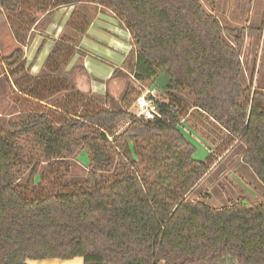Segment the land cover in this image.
I'll return each mask as SVG.
<instances>
[{"label":"trees","instance_id":"16d2710c","mask_svg":"<svg viewBox=\"0 0 264 264\" xmlns=\"http://www.w3.org/2000/svg\"><path fill=\"white\" fill-rule=\"evenodd\" d=\"M47 2L113 10L138 52L134 77L154 78L168 95L187 90L193 109L242 143V162L264 186V95L243 87L244 29L223 27L198 0H0V9L36 23L49 14ZM88 25L78 28L84 32ZM70 53L55 44L50 73L59 74ZM0 66L11 75L22 69V48L1 58ZM16 89L27 95L24 82ZM157 104L160 118L153 121L116 107L61 110L56 119L27 114L9 124L11 131L0 128V264L75 258L83 264H264V204L214 210L186 200L209 166L194 160L195 148L180 133L178 105ZM121 120L128 126L113 133ZM19 136L31 140L43 163L84 149L91 169L82 189L25 197L17 186ZM133 155L142 163L138 170L129 166ZM112 169L114 178L102 183L100 172ZM36 176L33 169L28 186Z\"/></svg>","mask_w":264,"mask_h":264},{"label":"rangeland","instance_id":"374dc122","mask_svg":"<svg viewBox=\"0 0 264 264\" xmlns=\"http://www.w3.org/2000/svg\"><path fill=\"white\" fill-rule=\"evenodd\" d=\"M198 1L223 27L244 29L241 49L243 87L249 88L250 92L263 91L264 94V0H214L213 7L203 0ZM46 4L44 10L49 14H45L40 21L38 17V24L24 20L12 26L18 41L26 43L25 36L30 32L28 40L32 42L39 36V48L47 43L48 50L43 64L34 75L30 74V65L17 69L12 75L7 71L15 89L16 83L24 82L27 85L28 97L12 90L3 75L4 68L0 66V76L3 75L0 77V128L5 133L10 130L9 124L20 121L27 114L47 113L56 119L61 110L77 114L117 107L136 116L134 103L140 96L153 97L163 104L174 102L182 114L178 129L196 150L194 160L206 161L209 166V171L185 194V199L214 210L237 203L264 204V186L242 162L244 146L237 138L208 116L195 111L192 95L187 90L168 95L159 88L154 78L140 82L134 77L138 52L130 33L123 28L113 10L91 3L56 8L50 2ZM86 21L89 25L81 32L78 24ZM6 23L10 27L8 21H1L0 18L2 34L8 28H3ZM225 37L232 41L227 35ZM55 44L71 50L70 57L65 58L64 62L67 61L57 75L50 73L48 67V51ZM0 51L5 55L12 48L1 45ZM127 126V121L121 120L112 132L118 134ZM17 141L21 148L17 186L25 197L82 189L91 169L84 149L74 157L43 163L28 137L19 136ZM128 163L132 170H138L142 164L136 155L128 158ZM33 169L37 176L34 184L28 186V176ZM114 174V169L100 172L102 183L110 182ZM72 260L71 263L59 262H82L81 258ZM52 261L57 264V260Z\"/></svg>","mask_w":264,"mask_h":264},{"label":"crops","instance_id":"0c3cea01","mask_svg":"<svg viewBox=\"0 0 264 264\" xmlns=\"http://www.w3.org/2000/svg\"><path fill=\"white\" fill-rule=\"evenodd\" d=\"M45 14L47 15V13H45ZM45 14L39 17V21L42 20L45 17ZM0 18H1V21H6V22L8 21L10 23V27H11V28L9 27L8 23H6V24L3 25V28L6 27V26L8 28L6 29L5 33L2 34L0 32V46L3 45V46L11 47L12 48V51L15 48V46L22 48V50H23L24 66L26 65V67H27V65L28 66L30 65V69H31L30 74L34 75L35 72H36V69H38L43 64V62H44L43 60L47 56V50H48V49H46L47 43L43 44L41 46V48H39V46H38L39 43H40V42L38 43V41H39L38 39H40L39 36H37V38L34 41L30 42L28 40V37L30 35V32H29V34L27 33V35L25 36L26 37V43H24V44H23L22 41H18L17 38H15V34H14V30H13L14 27H12V26H16V23L17 22L20 23V22H22L24 20L27 21L28 20V17L26 16V14L19 12V13H16V14L8 15L5 11H3L2 9H0ZM11 20L14 21V24H13V22L11 23ZM39 21H37L35 24H38ZM21 26H23V25H21ZM31 31L33 32L34 30L31 29ZM11 52L3 55L2 52L0 51V59L3 58V57L9 56L11 54ZM49 52L50 51H48V53ZM25 61H27L28 64H26ZM3 75L5 76L6 82L11 86V88H12L13 91H16L17 94H19V95H21L23 97L26 96V95L22 94L21 92L17 91L14 88L13 83H12V80L9 77L8 72H7V70L5 68H4ZM3 75H1V76L3 77ZM26 97H28V96H26ZM199 113H201V112H199ZM201 114H203V113H201ZM59 261L60 260H57V264H62V262H59ZM70 261H73V260H67L68 263H71ZM48 263L49 264H55L56 262H54V261L51 262V260H45V261H27V264H48ZM79 264H83V263L82 262H79ZM159 264H164V263L163 262H160Z\"/></svg>","mask_w":264,"mask_h":264},{"label":"built area","instance_id":"2783aa9c","mask_svg":"<svg viewBox=\"0 0 264 264\" xmlns=\"http://www.w3.org/2000/svg\"><path fill=\"white\" fill-rule=\"evenodd\" d=\"M134 106L136 109V118L143 119L144 121H153L160 118L157 109L158 104L153 97L147 98L145 95L140 96L135 100ZM173 113H176V111Z\"/></svg>","mask_w":264,"mask_h":264}]
</instances>
